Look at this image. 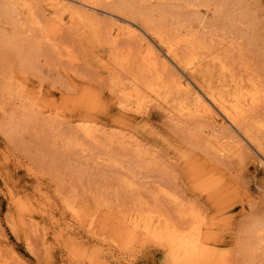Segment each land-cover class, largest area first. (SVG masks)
I'll use <instances>...</instances> for the list:
<instances>
[{"label": "rangeland", "instance_id": "374dc122", "mask_svg": "<svg viewBox=\"0 0 264 264\" xmlns=\"http://www.w3.org/2000/svg\"><path fill=\"white\" fill-rule=\"evenodd\" d=\"M80 1L0 0V264H176L158 244L123 237L137 207L174 223L182 208L196 210L206 257L194 264H264V233H253L264 226V0H91V12ZM157 29L193 44L179 47L180 60L225 61L257 91L247 135L211 104L213 120L176 113L192 93L206 100L218 67L192 77L166 57L156 71L173 89L179 72L186 92L120 110L128 94L152 98L138 60L142 34L165 57L149 37ZM81 123L98 131L93 139Z\"/></svg>", "mask_w": 264, "mask_h": 264}, {"label": "bare ground", "instance_id": "6f19581e", "mask_svg": "<svg viewBox=\"0 0 264 264\" xmlns=\"http://www.w3.org/2000/svg\"><path fill=\"white\" fill-rule=\"evenodd\" d=\"M79 4L81 5V7H83L85 10L89 12H91V9L96 8L93 2H91V0H81ZM10 5H12V3ZM210 5L212 6V3ZM60 6L61 5H59V3H54V2L52 3V9L56 10V8H59L60 10L62 9V6L61 7ZM8 8L6 7V9ZM63 8H64V5H63ZM65 10L66 9L64 8V11L63 12L61 11V12L63 14H68L70 16L69 18H72L75 20H82L81 18L82 15L79 16L78 13H67ZM11 11L12 9L10 10V14H11ZM59 19H61L60 15H59ZM176 31H178V29ZM131 32H134V31H131ZM148 33L150 34L149 37L153 40V42H155V44H157V46L161 48L165 54V57L160 55V53H158L154 49L153 45L149 41H145L146 37L142 34V38L144 39L143 40L141 39L140 41L142 42L148 55L146 54V56L144 57L145 60H142V59L138 60V62L141 61L139 66L141 65L142 70L138 71L137 75L139 79L143 81V82L140 81L141 86H143L144 90L152 98L150 99V101H147V102L138 101V100L133 101L132 97H130L131 94H128L127 97L129 100L125 99L121 101V98H119L118 102H119L120 110L123 112H128V113H140L149 104H153L156 101L157 103H160V104L161 102L167 103L173 94L175 95V93L179 94L181 92L182 93L186 92L183 89L186 90L188 88V84L182 81L179 72L176 71L177 74L174 73L175 76L174 74H172L174 78L172 79L171 84L174 85V88H175L173 89V87L170 86L169 83L165 82L167 80L164 81V78H163L164 75L162 76L161 74L162 72L160 73V71L159 72L156 71L157 62H160L162 67L166 69L167 65H169L170 63L167 60L168 58L179 69V71H181V73H184V74L191 75L194 73H207V71L211 67L212 68L218 67L220 71L219 74L223 76L222 78L219 79L218 81L219 85H217L216 87H211L209 85H206V87L204 88L205 93L203 94L207 101L204 100L200 95H197L194 93H192L193 100L190 103L189 101L185 99H181V100L179 99V101L176 100L178 104L177 109H176L177 115H179L182 118L186 117L188 119L194 118V117L195 118L201 117V118L213 120L214 115L212 113V108L209 105L211 104L223 115V117L229 122V124H231L233 127H237L240 131H242L243 127L241 125L246 121L248 113L252 112V110L258 107L259 105L260 97L258 96L257 91L255 90L256 92L254 94H250L248 91H246L242 82L237 81L233 77V75L230 74L229 70L227 69L228 66H226L227 64L224 63L225 61L223 62L222 60L220 59L217 60L216 58H212L209 61H203L199 59L196 60L195 57L193 58L191 57L184 61L182 59L180 60V58H178L179 53H177L180 51L179 47L181 45L193 46V44L190 43V41H188L187 38L184 39L182 38L183 36L180 37L179 35L176 34L179 37L177 38L175 37L176 39H173V40L171 38L169 39L165 35L166 34L165 30L162 31L161 29L160 30L157 29V31L155 32L150 31ZM170 33L171 32H169V34ZM180 35H183V34H180ZM185 46L183 47L185 48ZM227 74H230V76L228 75L230 77V80L226 79ZM258 93H260V91ZM214 125H215V129L221 128L220 127L221 125H218L216 122L214 123ZM80 126H79L80 132L82 131L83 136L87 139H93L95 135L98 133V131L92 128L89 124L81 123ZM256 127H253V128H256ZM242 132H244L243 134H246V135L248 134V130H243ZM260 151H263V150L260 149ZM124 184L127 185V183L125 182ZM166 197H167V194H166ZM183 209L184 208H182V210ZM182 210L178 211V214L175 212L178 216L177 218L178 222L174 223L164 213H162V211L158 209L148 210V212H144V209L142 207H137L133 209L131 213L128 214V216L125 215V218L121 221L122 225L120 226H122V228L124 229V234H125V236L123 235V237H125L127 240L129 239L130 241H135L136 240L135 238H138V241L140 243H142V239H144L149 244L151 243H154L156 245L158 244L159 248L163 252H166L168 257L172 259L176 264L178 263L180 264L193 263L194 264V261L201 263L203 259L206 257V251L203 250L202 248L201 249L203 251L198 248V242L200 240V236L202 235V229L206 225L205 219L201 215L197 214L196 210L195 212L193 209L188 210V208L186 209L188 211H182ZM181 223H183V225H181ZM253 233L257 236V238H260L259 236H261V234L264 233V226L262 224L261 226L260 225L254 226ZM253 233L252 235H254ZM252 235H251V238H252ZM254 237L252 238V240H254ZM252 240H251V243H252V246L254 247L255 245H257V242H255L256 238L254 241ZM254 242H255V245H253ZM121 248L123 249L124 247L121 246Z\"/></svg>", "mask_w": 264, "mask_h": 264}]
</instances>
